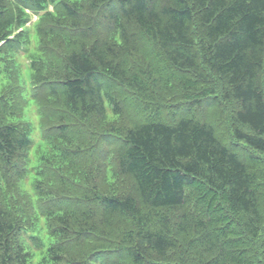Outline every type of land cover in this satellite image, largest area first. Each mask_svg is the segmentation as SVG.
<instances>
[{"label":"trees","instance_id":"obj_1","mask_svg":"<svg viewBox=\"0 0 264 264\" xmlns=\"http://www.w3.org/2000/svg\"><path fill=\"white\" fill-rule=\"evenodd\" d=\"M0 264H264V0H0Z\"/></svg>","mask_w":264,"mask_h":264},{"label":"rangeland","instance_id":"obj_2","mask_svg":"<svg viewBox=\"0 0 264 264\" xmlns=\"http://www.w3.org/2000/svg\"><path fill=\"white\" fill-rule=\"evenodd\" d=\"M37 19L36 16H33L30 27L32 26V24L35 22V20ZM19 61L22 64V70H23V79L27 81H29V76H30V70L29 67L27 66L29 63V59L28 57L25 55V53H21L19 56ZM27 66V67H26ZM131 115L134 116L136 113H134V111H130ZM30 119L32 120L35 128H34V134H33V138L35 141H38L41 138V129H40V121L38 119V110L37 107H32L31 111L29 113ZM131 118H136V117H131Z\"/></svg>","mask_w":264,"mask_h":264}]
</instances>
